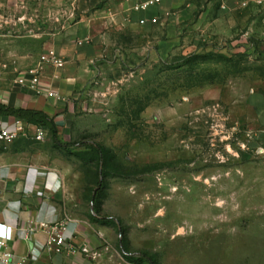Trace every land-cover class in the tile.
I'll use <instances>...</instances> for the list:
<instances>
[{"label": "rangeland", "instance_id": "rangeland-1", "mask_svg": "<svg viewBox=\"0 0 264 264\" xmlns=\"http://www.w3.org/2000/svg\"><path fill=\"white\" fill-rule=\"evenodd\" d=\"M110 1L0 6V78L38 69L71 34L70 46L92 47L82 34L108 32ZM203 9L170 51L167 31L114 27L109 50L83 52L85 63L59 55L65 68L42 74L80 79L73 94L58 90L60 143L36 129L0 141L59 166L66 207L109 229L112 264H264V15L237 16L235 29L223 26L234 38L198 43L216 31L213 17L196 28Z\"/></svg>", "mask_w": 264, "mask_h": 264}, {"label": "crops", "instance_id": "crops-1", "mask_svg": "<svg viewBox=\"0 0 264 264\" xmlns=\"http://www.w3.org/2000/svg\"><path fill=\"white\" fill-rule=\"evenodd\" d=\"M14 1L22 0H0V6H11ZM146 1L149 0H123L117 5L111 0L110 4L116 6V9H107L103 14L105 17L103 22L109 29L107 33L82 34L84 38L93 41V46L88 49L70 46L71 34V39L68 38V42L55 49L56 52L63 58L68 57L77 67L79 63H85L83 52L95 55L109 50V34L114 33V27L127 34L140 32V28L146 29V34L167 31L168 38L164 47L166 51H170L182 41L184 35L188 36L182 34V30L189 29L188 24L195 12L199 11V7L204 9L196 22V28L201 29L207 21H210V17H213L211 22L214 24L213 27H216V31L214 34H196L198 43L202 38L216 40L234 38L237 34H227L223 26L228 24L229 30L235 29L237 16H259L262 20L264 15V0H163L148 12H134L135 6ZM137 20L139 22L145 20L146 26H141ZM203 29L205 30V27ZM52 69L46 68V70ZM30 71H23L12 81L0 78V104L15 109L46 112L56 116L59 125L60 113L65 104L60 102L61 100L50 99L45 91L53 88L59 96V91L63 94H73L80 88L79 76L72 71L68 75L60 71L59 79L55 80L53 72L45 71L40 77L44 92L39 94L38 90L32 88ZM17 122L20 121L14 117L0 116V128H11ZM24 124L28 129L37 128ZM7 149L0 150V224L2 225L0 238L10 236L6 249L13 254V262L25 260L26 264H112L110 248L105 246L108 242L109 229L107 227L97 229L94 225L76 217L66 207V197L62 188L67 181V175L59 166L44 164L33 159L31 154L13 153ZM55 218L65 223L66 251L62 254L50 250L40 253L39 246L47 243L51 232V229L41 226L40 221H53ZM30 229L35 231H28ZM83 246H88L97 252L98 257L93 259L81 253L79 250ZM70 247L76 249L71 250Z\"/></svg>", "mask_w": 264, "mask_h": 264}, {"label": "built area", "instance_id": "built-area-1", "mask_svg": "<svg viewBox=\"0 0 264 264\" xmlns=\"http://www.w3.org/2000/svg\"><path fill=\"white\" fill-rule=\"evenodd\" d=\"M161 3L162 0H149L135 6L134 11L137 13L148 12L153 7H156ZM140 23L141 25H145L146 21L141 20ZM90 40V38H85L84 40L80 41L79 44H89ZM45 66L60 70L65 67V61L55 50L51 49L45 56L41 58L38 69L31 70L29 72V74L32 76V88L38 90L39 94H42V92H44L40 77ZM45 92H47V95L50 99H58L59 97L58 93L53 88H49ZM27 134L28 127L22 122H17L11 128H0V141L7 144H12L20 137L26 136ZM34 135L38 141H43L46 137L44 130L39 128H36V132ZM40 223L41 226L51 229V232L47 243L43 246H39L38 251L42 253L46 250H50L58 254L64 253L67 247V240L64 236L65 223H63V221H58L57 218H55L53 221H40ZM1 227L2 225L0 224V228ZM28 231L34 232L35 230L30 229ZM9 239L10 236H8L7 238H0V264H26L25 260H20L15 263L13 262V254L6 249ZM70 249L75 250L76 248L70 247ZM79 251L86 256H91L93 259L98 257V253L94 252L88 246H83Z\"/></svg>", "mask_w": 264, "mask_h": 264}, {"label": "trees", "instance_id": "trees-1", "mask_svg": "<svg viewBox=\"0 0 264 264\" xmlns=\"http://www.w3.org/2000/svg\"><path fill=\"white\" fill-rule=\"evenodd\" d=\"M0 116L14 117L16 120L26 123L28 125L35 126L39 129L49 131L52 135V139L56 144L60 143L59 125L56 122V116H52L43 111L29 110V109H15L10 108L7 105L0 104ZM90 147L97 148L99 153L101 150L95 145ZM103 157V156H102ZM97 202V198L94 199V203Z\"/></svg>", "mask_w": 264, "mask_h": 264}]
</instances>
